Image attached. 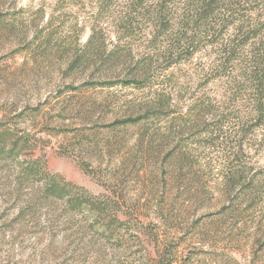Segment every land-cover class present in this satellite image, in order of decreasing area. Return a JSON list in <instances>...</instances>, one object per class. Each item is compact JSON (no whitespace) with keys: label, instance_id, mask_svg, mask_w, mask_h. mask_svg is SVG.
<instances>
[{"label":"rangeland","instance_id":"374dc122","mask_svg":"<svg viewBox=\"0 0 264 264\" xmlns=\"http://www.w3.org/2000/svg\"><path fill=\"white\" fill-rule=\"evenodd\" d=\"M103 2L0 0V264H264V124L251 117V90L235 94L206 28L188 60L154 58L140 83H124L128 66L108 76L71 68L99 23L108 50L119 43L111 17L99 16ZM145 35L127 39L136 61L155 51ZM159 88L172 92L177 118L163 151L146 130L167 120L126 122ZM202 101L214 105L208 122L220 139L185 131ZM171 149L186 156L175 172ZM28 164L40 173L24 176ZM239 164L263 186L255 202L222 194ZM49 178L97 209L43 198Z\"/></svg>","mask_w":264,"mask_h":264},{"label":"trees","instance_id":"16d2710c","mask_svg":"<svg viewBox=\"0 0 264 264\" xmlns=\"http://www.w3.org/2000/svg\"><path fill=\"white\" fill-rule=\"evenodd\" d=\"M121 1L104 0L99 11V16L111 17L113 33L119 43L108 50L106 29L99 23L92 27L86 45L74 51L75 55L69 64L71 68L96 67L100 75L108 76L117 69L126 70L128 66L124 83H140L144 79H150L154 58L166 59V67L188 60L198 50V45L202 41L199 38L201 29L206 28L205 44L218 46L221 53L218 67L223 66L224 74L230 76L231 87L236 89L235 94L244 93L246 88L251 90V117L258 126L264 124V13H261L264 11V0H123V3ZM143 26L147 27L145 31ZM151 29L154 30L153 33ZM142 32L153 35L147 42L155 53L149 52L136 61L134 44L131 41L127 42V39ZM158 41L160 43H157ZM152 93L151 98L140 105L139 116L126 122L167 120L168 125L163 129L146 130L149 144L152 146L155 139V142H158L155 148L163 151L169 147L171 139L176 135L177 118H171L176 113L174 99L172 92L167 88H159ZM213 109L212 102L202 101L196 104L184 119L185 131H194L195 135L209 132L213 140L223 137L222 127L219 125L217 128H211L208 122L215 116ZM202 124L205 127L198 130ZM172 150H167L165 161L175 172L178 165L181 168L186 156L176 158ZM224 150H228L227 147ZM4 153L5 148L1 147L0 156ZM38 173L40 171L34 164H28L23 169V175L27 178ZM248 173L245 164H239L235 169L230 168L225 176L223 196L235 200L238 198L236 194L240 192L241 200L255 202L260 197L261 184H256V180L249 178ZM172 178L175 181L179 180L178 176ZM40 192L47 200H63L68 195L69 199L65 202L74 209L82 206H86L90 211L97 209V206L87 198L79 200L70 196L71 193L66 190V186L55 178H49Z\"/></svg>","mask_w":264,"mask_h":264}]
</instances>
